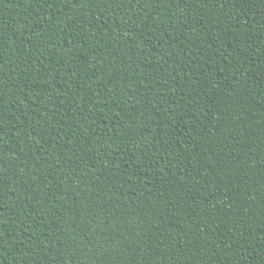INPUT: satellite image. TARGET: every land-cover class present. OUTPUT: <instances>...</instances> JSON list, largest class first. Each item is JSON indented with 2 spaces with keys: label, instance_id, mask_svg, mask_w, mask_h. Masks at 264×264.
I'll return each mask as SVG.
<instances>
[{
  "label": "trees",
  "instance_id": "16d2710c",
  "mask_svg": "<svg viewBox=\"0 0 264 264\" xmlns=\"http://www.w3.org/2000/svg\"><path fill=\"white\" fill-rule=\"evenodd\" d=\"M0 264H264V0H0Z\"/></svg>",
  "mask_w": 264,
  "mask_h": 264
}]
</instances>
